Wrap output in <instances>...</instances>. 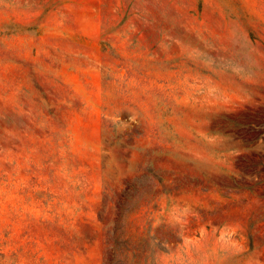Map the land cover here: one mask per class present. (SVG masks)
Returning a JSON list of instances; mask_svg holds the SVG:
<instances>
[{
	"label": "rangeland",
	"instance_id": "obj_1",
	"mask_svg": "<svg viewBox=\"0 0 264 264\" xmlns=\"http://www.w3.org/2000/svg\"><path fill=\"white\" fill-rule=\"evenodd\" d=\"M0 264H264V0H0Z\"/></svg>",
	"mask_w": 264,
	"mask_h": 264
}]
</instances>
